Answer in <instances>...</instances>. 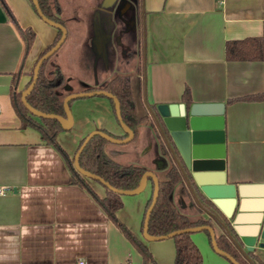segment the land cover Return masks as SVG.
I'll list each match as a JSON object with an SVG mask.
<instances>
[{
    "label": "crops",
    "instance_id": "0c3cea01",
    "mask_svg": "<svg viewBox=\"0 0 264 264\" xmlns=\"http://www.w3.org/2000/svg\"><path fill=\"white\" fill-rule=\"evenodd\" d=\"M60 1V16L71 25L67 28L64 24L67 43L62 47L64 38L54 59L65 82L74 79V88L66 83L71 92L102 84L114 72H121L120 64H115L116 55L135 50L134 42L140 47L133 11L125 16L132 0H86L92 20L89 30L80 31L74 23L88 18V13L81 14L82 0ZM140 2L142 56L140 60L134 58L137 74L135 71L133 74L138 83L133 94L139 96L138 110L148 115L136 125L133 137L138 138L141 146L136 144L138 141L133 143L132 138L110 145L111 150L124 155L125 159L120 160L133 161L129 156L134 148H138L137 155L141 156L158 144L161 153L156 155V161L160 169L138 163L153 170L157 177L164 176L165 169L176 163L163 148L149 110H155L153 104L157 102L183 101L180 92L187 86L190 102H211V109H222L223 173L226 181L245 183L246 194L237 196L228 215L224 213L225 205L211 203L194 186L197 199L180 172L170 198L179 210L207 218L215 237L224 233L239 238L255 231L264 199V60L228 59L224 42L256 35L264 40V0ZM24 26L34 31L25 54L20 32ZM55 32L56 26L40 17L31 0H0V185L6 186L0 193V264H77L78 259H83L84 264H144L139 251L92 194L72 181L59 150L45 142L39 130L23 125L13 106L12 73L21 68L17 90ZM62 61L67 67L61 65ZM68 106L72 122L69 127L59 129L56 140L71 161L80 138L90 130L104 127L114 133H125L105 95L76 96ZM184 170L192 181L188 169ZM89 183L99 195L104 193L102 182L90 177ZM149 193V178L141 189L122 192L116 216L144 242L158 264H173V238L166 235L149 239L142 234L140 220ZM205 231L202 228L190 231L202 254L201 264H233L213 248L208 230ZM253 252L264 262V246Z\"/></svg>",
    "mask_w": 264,
    "mask_h": 264
},
{
    "label": "trees",
    "instance_id": "16d2710c",
    "mask_svg": "<svg viewBox=\"0 0 264 264\" xmlns=\"http://www.w3.org/2000/svg\"><path fill=\"white\" fill-rule=\"evenodd\" d=\"M37 3H39L40 9L47 17L64 24V18L60 16L62 8V2L60 0H37ZM138 4L140 5V0H138ZM135 24L139 27L138 31L141 33L143 27V18L141 15H137ZM20 32L23 35L25 41L23 50L25 54L27 53V49L33 40L34 31L30 27L24 26L20 27ZM59 36L60 29L56 27L55 36L43 47V49L40 50L38 56L46 51V49H48L49 46L53 44ZM224 45L225 56L228 59L240 60L258 58L264 60V40L260 35L229 38L225 40ZM52 54L53 52L49 54L48 57L43 58L38 65L39 68L33 82L34 84L25 94V99L34 108H38L45 112H54L65 115L63 109V96L66 95V93L71 92V89L65 86L66 82L63 72L61 71L58 63L52 57ZM142 71L143 70H141V72ZM20 72L21 68L12 73L10 98L12 99V103L17 114L20 115L22 124L31 125L32 127L39 130L41 138L59 150L64 160L67 162L72 181L77 182L92 194L99 206L105 210L108 217L121 229L124 235L139 251L140 255L142 256V262L144 264H158L144 242L135 234H133L131 230L125 225V223H123L116 216L117 207H119L122 203V192H119L118 190L116 191L115 189L117 187L133 188V186H136L141 179V173L146 169V167L138 162L114 158L106 146V142L111 141H108L100 134H93L85 141L83 148L78 154L77 161L83 169H87L98 176H101L110 185L108 186L103 183L104 193L101 195L95 192L87 180V175L82 174L74 166L64 148L57 142L56 133L59 131V129H64L58 118L54 116L49 117L32 113L26 107L24 101L20 98L22 89H15L17 78ZM32 72L33 68L28 72L31 74L28 80L25 82V86L28 84ZM98 87L107 90L113 96L117 97L119 101V112L121 114V119L129 128L133 129V138L137 130L136 125L146 118L148 112L141 113L138 110L136 97L133 94L132 80H130V75L124 72H114L102 84L91 85L85 87V89ZM98 94L105 95L103 93ZM180 94L181 99L185 103L190 102L191 97L187 86H184ZM105 96L110 99L112 110L114 112L113 98L107 95ZM71 99L72 98H69L68 103ZM153 105L155 106V104ZM98 129H102L113 136H123L126 134L114 133L104 127H99ZM83 137L80 138L79 142L77 143V147L79 146ZM180 177V171L177 165L174 163H171L165 169L164 176L158 177L157 195L151 206L152 208L150 209L146 222L147 233L165 234L170 230L198 225V223H209L207 218L199 215L192 216L182 210H179L178 207L172 202L170 198V193L172 191L171 188L176 181L180 180ZM148 178L150 180V193L143 206L144 209L140 220L141 228L143 226L142 222L145 211L152 197L151 189L153 186V180L150 176H148ZM224 223L225 225H228L229 222L224 221ZM169 236L173 238L174 241L173 264H201L202 254L200 253L199 248L193 241L192 237H190V230H182ZM216 240L217 244L227 252L231 253L239 262V264L264 263L255 252L248 250L246 251L247 253L245 255L239 252L231 239H229L224 233L217 234Z\"/></svg>",
    "mask_w": 264,
    "mask_h": 264
},
{
    "label": "water",
    "instance_id": "95a60500",
    "mask_svg": "<svg viewBox=\"0 0 264 264\" xmlns=\"http://www.w3.org/2000/svg\"><path fill=\"white\" fill-rule=\"evenodd\" d=\"M34 3L37 13L46 22H49L60 29V36L55 40L53 44L49 46L46 51L41 53L35 60L33 64V72L28 84L21 90L20 98L24 101L26 107L34 114L54 116L58 118L61 122L63 128L70 126L72 122V116L69 112L68 100L76 96H82L84 94H98L103 93L110 96L114 100V112L116 113L117 119L124 128L125 135L123 136H113L102 129H92L87 132L79 146L73 155L74 166L84 175L94 178L106 185L110 186L101 176L87 170L83 169L77 157L79 152L84 146L85 141L93 134H100L111 142H126L131 140L134 131L129 128L121 119V114L119 112V101L116 96H113L107 90L98 88H86L82 91H72L66 93L63 96V109L64 114H57L54 112H45L38 108L31 106L25 99V94L33 86V82L37 75L38 65L43 58H46L55 51V49L60 45V43L65 38L66 28L65 25L59 21H56L50 17H47L39 7L37 0H31ZM213 105L204 102H189L185 103L183 101H162L155 104V110L151 109V116L153 119V124L158 131V136L162 143H164L163 148L169 153L171 158L175 160L178 165V169L186 178L189 190L198 199L194 186L200 189L204 197L211 203L219 205L222 203L225 205V214H230V207L234 206L235 199L237 196H242L246 194L244 184L236 183L234 181H226L225 174L223 173L224 167V125H223V111L222 109L213 110ZM162 148V149H163ZM183 161V164L181 163ZM184 167L189 171L192 181L189 180L188 175L185 173ZM141 179L136 186L133 188H116L115 190L119 192L133 193L141 189L144 185L148 176L153 180L152 186V197L145 211L143 218L142 234L145 238H158L166 235H172L176 232L182 230H197L198 228L207 229L209 237H211V244L218 252L223 253L227 256L233 264H239L236 258L217 244L216 237L213 232V228L209 223H198V225L186 226L174 230H170L165 234H149L147 233V219L149 216L150 209L157 195L158 177L151 169H145L141 173ZM261 215L258 219V226L255 231L241 234L239 238L228 234V236L233 241V244L239 252L246 254L248 250L252 251L258 247L262 248L264 245V199L261 200ZM220 206V205H219Z\"/></svg>",
    "mask_w": 264,
    "mask_h": 264
},
{
    "label": "rangeland",
    "instance_id": "374dc122",
    "mask_svg": "<svg viewBox=\"0 0 264 264\" xmlns=\"http://www.w3.org/2000/svg\"><path fill=\"white\" fill-rule=\"evenodd\" d=\"M134 1L135 0H132V1H130L129 2V5L130 6H133V4H134ZM80 6H81V8H83L82 10L83 11H81V14H84V13H88V18L86 19V18H83L82 17V19H80L78 22H76V23H74V25H75V27H76V29L77 30H83L84 28L86 29V30H89V28H90V24H91V20L92 19H90V17H89V13L91 12V9H87L88 7H87V1L86 0H82L81 1V4H80ZM80 6H78V7H80ZM98 6H100V8L102 7L101 6V4H98ZM140 8H141V2H140ZM94 8H95V10H97L96 8H97V5H96V7L94 6ZM94 8L92 9V11L94 10ZM71 9V7L70 6H68V10H70ZM132 9H133V7H129V9H128V11H126L125 12V16H126V18L128 17V13L129 12H131L132 11ZM73 11V10H72ZM75 13H77V12H75ZM135 22V21H134ZM64 24H66V27L67 28H69V25H71V22L70 21H68V20H64ZM118 24H122V21H118ZM136 28H139L138 26H135ZM138 32V31H137ZM130 33H132V31L130 32ZM128 34H129V32H128ZM142 36H143V32H142V30H141V33L140 32H138V42H137V44H139V48H137L138 46L136 45L135 46V43L136 42H134V47L136 48L135 50H130L129 52H128V54L127 55H123L122 56V54L120 53V55H116V61H115V64H117V66H119V64H120V70H121V72H122V69H125V71H123L124 73H127L128 75H130V80H132V83H133V92H134V90L136 89V84L138 83V80H136V78H137V76H135L134 74H133V71H135V73L137 74V72H136V67L134 66L135 64H133L134 62H136L135 60H134V58H136L137 60H140V57L142 56V48H141V45H140V40H141V38H142ZM123 39L125 38L124 36L122 37ZM69 39V38H68ZM67 41V37L65 38V41H64V43H63V45H62V47L64 46V45H66V42ZM57 50H60V49H55V51L53 52V54H52V57L54 58V54L55 53H57L58 51ZM139 63H140V61H138ZM142 62V61H141ZM33 64H34V62H33ZM59 64H60V62H59ZM61 65H63V66H66L67 67V63L65 62V61H62L61 62ZM143 65V64H142ZM138 66V65H137ZM33 68V67H32ZM31 68V69H32ZM70 69V68H69ZM119 71V70H118ZM30 74L31 73H29V75H28V77H27V79L26 80H24V81H22L21 82V85L20 86H18V89H23L24 88V86H25V82L28 80V78L30 77ZM135 79V80H134ZM69 82V84L71 83L72 84V87L71 88H74V86H76L75 85V82H74V79H67L66 80V83H68ZM66 83H65V86H66ZM17 89V90H18ZM136 94V97H138V100H139V96L137 95V93H135ZM132 139V138H131ZM138 141V138L137 137H135V138H133V143H136ZM158 141V140H157ZM139 143H136V144H140V146H141V143H140V141H138ZM106 144L108 145V150H109V152H110V154L114 157V158H117V159H125L124 158V155L123 154H118V153H115L113 150H111V148H110V145H116V144H120V143H118V142H106ZM106 145V146H107ZM137 150H138V148H134V153L131 155V156H129L130 157V159H132L133 161H135V162H142L145 166H150V167H152L153 169H160L158 166H157V161L156 160H158L157 158H158V156H156L157 154L159 155V153H161L160 152V150H159V145L157 144V148L155 147V146H152L150 149H148V151L147 152H145V154H142L141 156L140 155H137ZM152 156H154V158L152 157ZM70 161H71V159H70ZM159 175V174H158ZM160 177H161V175H159ZM89 178V179H88ZM87 180L88 181H90V177H87ZM203 231H205L204 229H203ZM206 232V231H205Z\"/></svg>",
    "mask_w": 264,
    "mask_h": 264
},
{
    "label": "flooded vegetation",
    "instance_id": "af4514ba",
    "mask_svg": "<svg viewBox=\"0 0 264 264\" xmlns=\"http://www.w3.org/2000/svg\"><path fill=\"white\" fill-rule=\"evenodd\" d=\"M130 7H133L132 11H133V14L135 16V19L137 18V15L138 16L141 15V8L138 4V0H135L133 6H130ZM139 8H140V10H139Z\"/></svg>",
    "mask_w": 264,
    "mask_h": 264
},
{
    "label": "built area",
    "instance_id": "2783aa9c",
    "mask_svg": "<svg viewBox=\"0 0 264 264\" xmlns=\"http://www.w3.org/2000/svg\"><path fill=\"white\" fill-rule=\"evenodd\" d=\"M6 189V186H2L0 185V193L4 192ZM264 246V245H263ZM77 264H84V260L83 259H78L77 260Z\"/></svg>",
    "mask_w": 264,
    "mask_h": 264
}]
</instances>
